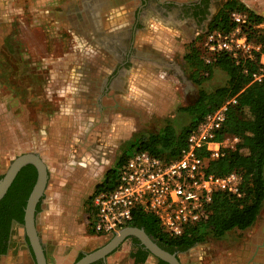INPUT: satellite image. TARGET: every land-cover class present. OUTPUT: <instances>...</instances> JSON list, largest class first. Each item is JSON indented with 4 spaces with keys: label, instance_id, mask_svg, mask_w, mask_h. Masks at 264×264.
Segmentation results:
<instances>
[{
    "label": "rangeland",
    "instance_id": "rangeland-1",
    "mask_svg": "<svg viewBox=\"0 0 264 264\" xmlns=\"http://www.w3.org/2000/svg\"><path fill=\"white\" fill-rule=\"evenodd\" d=\"M237 1L264 16V0ZM224 2L210 0L208 17L199 25L192 18H164L146 10L142 25L129 31L134 4L123 25L138 56L119 65L103 49L82 46L80 60L87 72L81 74L77 73L81 65L73 62L77 47H72L70 30L43 29V7L35 0L25 7L23 0H0V176L22 152H37L45 162L48 178L35 222L50 264H58L59 259L72 264L77 248L88 252L108 240L95 236L88 223L94 187L103 182L106 170L116 169L118 159L134 150L140 138L167 123L179 131L193 120L194 114L183 108L194 103L200 88L211 91L226 84L227 74L216 66L196 83L183 57L191 45L201 56L209 54L204 47L208 21ZM33 4L37 5L32 8ZM252 27L244 23L242 31L250 43L263 46L264 53V21ZM60 56L61 62H43V57ZM124 68L133 69L129 88L119 73ZM96 69L109 75L91 78ZM76 74L82 75L79 80ZM259 214L264 217V199ZM254 226L255 222L242 230L233 228L221 236L208 234L178 252V258L183 264L221 263L225 251L240 247ZM21 231L15 230L16 244L24 242L19 240ZM228 256L233 261L234 254ZM17 257L21 264L34 262L25 253Z\"/></svg>",
    "mask_w": 264,
    "mask_h": 264
},
{
    "label": "trees",
    "instance_id": "trees-1",
    "mask_svg": "<svg viewBox=\"0 0 264 264\" xmlns=\"http://www.w3.org/2000/svg\"><path fill=\"white\" fill-rule=\"evenodd\" d=\"M234 10L247 12L245 24L248 29L264 21V16L244 9L241 2L225 0L209 22L206 32L231 30L235 23L230 18V12ZM183 57L192 68L191 74L196 83L208 77L216 66L227 74L226 84L211 91L200 88L194 103L183 108L194 114L193 120L183 125L179 131L167 123L160 131L140 138L135 149L147 150L166 159L177 157L186 145L188 134L202 117L227 98L235 96V103L228 106L225 119L215 137L236 135L239 141L233 149H227L223 156L210 160L207 170L214 174L235 171L240 174L241 180L239 195L225 190L213 191L207 219L187 226L178 236L168 234L151 212L140 209L135 211L130 225L142 227L158 245L170 252L186 249L195 242L202 241L208 234L221 236L233 228H248L255 221L264 199V75L259 81L252 80L251 76L257 69L258 56L255 59L240 58L236 62L229 54L221 51L211 55L210 61L205 62L198 48L191 45ZM204 72H207L206 75ZM126 156L120 157L117 164ZM114 175L115 169L106 170L103 182L95 185L93 194L100 189L110 188ZM35 176V168L26 164L18 171L7 192L0 199V240L6 237L11 222L23 224V208ZM38 207L39 202L36 210ZM132 240L139 244L137 257L143 251L148 252L142 248L137 238L132 237ZM4 251L5 249H0V253ZM82 255L83 253H80L77 259ZM157 259V264H168Z\"/></svg>",
    "mask_w": 264,
    "mask_h": 264
},
{
    "label": "built area",
    "instance_id": "built-area-1",
    "mask_svg": "<svg viewBox=\"0 0 264 264\" xmlns=\"http://www.w3.org/2000/svg\"><path fill=\"white\" fill-rule=\"evenodd\" d=\"M230 18L235 23L231 30L205 33L204 47L209 54L203 59L209 62L211 55L221 51L236 62L258 56L257 69L251 76L252 80L259 81L264 75L263 46L250 43L242 31L246 21L244 13L231 11ZM235 100L231 96L207 112L190 131L185 147L175 158L166 159L143 149L130 151L117 165L112 186L92 195L90 230L96 235L111 237L129 226L135 211L140 209L154 214L168 234L178 236L187 226L207 219L213 191L239 195V173L214 174L207 170L210 160L223 156L239 141L236 135L215 137L228 106Z\"/></svg>",
    "mask_w": 264,
    "mask_h": 264
},
{
    "label": "crops",
    "instance_id": "crops-1",
    "mask_svg": "<svg viewBox=\"0 0 264 264\" xmlns=\"http://www.w3.org/2000/svg\"><path fill=\"white\" fill-rule=\"evenodd\" d=\"M34 0H23L22 7H25L28 3L33 2ZM36 3H40L43 7L42 15L44 17V22L42 28L45 30H55L54 27H64L66 30H70L73 33V43L72 47H77L74 53V63L80 64L77 73L87 72V67L82 66L81 57L82 46H92L96 49L101 48L105 51L108 59L114 63L119 61L120 57H123L126 48L125 44L121 46L118 44L117 38L119 33L127 31L128 27L123 25L124 18L131 11V7L139 6V2L132 0H35ZM135 4V5H134ZM31 5L32 8L34 7ZM133 5V6H131ZM30 8V7H29ZM2 13L0 16H2ZM47 13L45 16L44 14ZM127 18V17H126ZM127 21V20H126ZM55 25V26H54ZM1 29V28H0ZM50 33V32H49ZM144 48L146 44H141ZM119 48H123L122 52H119ZM142 52L144 50L139 49ZM138 50V52H139ZM128 52V51H127ZM98 53V51H97ZM138 56L134 49L131 55ZM43 62H61L62 57H49L47 60L46 57H43ZM63 58H66L63 56ZM51 59V60H50ZM69 61V60H67ZM134 67V69H136ZM139 68V66H138ZM118 71V70H117ZM133 69H121L120 76L121 80L124 82L126 80L127 88H129V80L134 77L131 76ZM91 73V72H90ZM89 73V74H90ZM95 74L91 75V78H105L106 75H109L108 72L97 70L93 72ZM76 74L75 80H79L82 75ZM104 76V77H102ZM55 121V120H54ZM55 125V122L53 124ZM1 162V160H0ZM1 166V163H0ZM262 205L260 207V210ZM259 210V212H260ZM259 221V222H258ZM255 226L252 231H249L248 237L245 238V241L241 244L240 247H235L233 251H225L224 261L218 264H264V217L258 213L255 219ZM261 224V230H256L257 226ZM24 231V229H23ZM82 242V240H79ZM96 249V248H95ZM83 250L82 248H77V252ZM94 250V249H92ZM90 250V251H92ZM140 250L139 244H136L132 237H127L120 245L115 248L112 252L106 255L104 259L98 258L88 264H122L121 261L123 258H126L125 264H157V257L153 256L148 252H141L137 257L136 254ZM228 250V249H227ZM235 251V252H234ZM89 252V251H88ZM86 253V252H84ZM83 253V254H84ZM234 254V259L228 255ZM10 257L3 254L0 255V264H11L9 262ZM58 264H62V260H58ZM50 264V263H48Z\"/></svg>",
    "mask_w": 264,
    "mask_h": 264
},
{
    "label": "water",
    "instance_id": "water-1",
    "mask_svg": "<svg viewBox=\"0 0 264 264\" xmlns=\"http://www.w3.org/2000/svg\"><path fill=\"white\" fill-rule=\"evenodd\" d=\"M26 164H31L35 168L36 176L23 208V229L33 251L35 264H47L35 223V211L36 205L43 195L46 186L48 170L45 162L37 152H22L10 160L5 171L0 176V199L7 192L8 187L18 171ZM127 237L137 238L144 249L168 264H182L175 252L164 249L142 227L134 225L121 228L104 244L92 251L84 253L72 264H88L98 258L104 259L107 254L117 248Z\"/></svg>",
    "mask_w": 264,
    "mask_h": 264
},
{
    "label": "flooded vegetation",
    "instance_id": "flooded-vegetation-1",
    "mask_svg": "<svg viewBox=\"0 0 264 264\" xmlns=\"http://www.w3.org/2000/svg\"><path fill=\"white\" fill-rule=\"evenodd\" d=\"M138 1L140 4H139V6H136V8H135L134 20H133L132 25L129 28V31H131V30L133 31L135 27H140L142 25L141 16L144 13V11H146V10L151 11V12H153L159 16H162L164 18L165 17H167V18L168 17L169 18H175V17L192 18L196 22L197 25L201 24V22L203 20L207 19L208 14H209L210 0H195L193 2H186V3L182 2L181 4L177 3L175 1H170V0L169 1L168 0H138ZM212 17L209 19L208 24L211 21ZM126 33H127V31L119 33V37L117 38L118 44L120 46L122 44H125L124 48H126V52H125L124 56L119 58L120 59L119 65L126 64V63L130 62V58H131V55L133 53V49L129 44L130 42H127V40H130V39ZM122 49L123 48L118 49L120 53L122 52ZM107 79H108V77H107ZM36 211H35V213H36ZM22 227H23V224L20 225L16 221L11 222L9 224L8 233H7L6 237H4L0 240V249H5V251L3 253H0V255L5 254L8 257H10L11 260H9V262L11 264H21L22 258L17 257V255L22 256V253H25V255H29V257L34 260L33 251L31 249L29 242H28V238L25 234V231H23ZM36 227H37V225H36ZM16 229L22 230L21 233H19L20 238H21L19 240H24V242L26 241L25 243L24 242H21V243L18 242L17 244L15 243L16 238H14V236H15V230ZM37 231H38V228H37ZM17 234H18V232H17ZM38 235H39V231H38ZM95 236L103 237L106 239L110 238L108 236H100V235H96V234H95ZM39 238L41 241V245L43 247L46 262L48 264V263H50V261H49L48 253L46 252L45 241L40 237V235H39ZM184 250L185 249L176 250L175 253H176L177 257H178V252H182ZM80 253H84V250H81L78 252L76 251L75 260H77V257L79 256ZM33 264H35V260H34Z\"/></svg>",
    "mask_w": 264,
    "mask_h": 264
}]
</instances>
